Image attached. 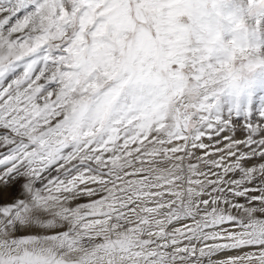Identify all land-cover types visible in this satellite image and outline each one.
<instances>
[{
  "label": "snow or ice",
  "instance_id": "1",
  "mask_svg": "<svg viewBox=\"0 0 264 264\" xmlns=\"http://www.w3.org/2000/svg\"><path fill=\"white\" fill-rule=\"evenodd\" d=\"M0 264H264V0H0Z\"/></svg>",
  "mask_w": 264,
  "mask_h": 264
},
{
  "label": "rangeland",
  "instance_id": "2",
  "mask_svg": "<svg viewBox=\"0 0 264 264\" xmlns=\"http://www.w3.org/2000/svg\"><path fill=\"white\" fill-rule=\"evenodd\" d=\"M207 142V141H206Z\"/></svg>",
  "mask_w": 264,
  "mask_h": 264
}]
</instances>
